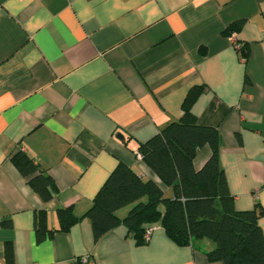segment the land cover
<instances>
[{"label": "crops", "instance_id": "crops-1", "mask_svg": "<svg viewBox=\"0 0 264 264\" xmlns=\"http://www.w3.org/2000/svg\"><path fill=\"white\" fill-rule=\"evenodd\" d=\"M193 86L235 208L258 203L264 236V0H0V264L6 241L15 264H222L208 240L177 245L159 223L144 245L122 224L95 240L84 216L119 161L171 194L135 152ZM18 150L53 178L48 201L11 163ZM209 154L200 147L194 168ZM65 207L80 219L63 231Z\"/></svg>", "mask_w": 264, "mask_h": 264}, {"label": "trees", "instance_id": "trees-1", "mask_svg": "<svg viewBox=\"0 0 264 264\" xmlns=\"http://www.w3.org/2000/svg\"><path fill=\"white\" fill-rule=\"evenodd\" d=\"M242 23L243 20L232 22L224 33L238 31ZM242 53L246 55L244 49ZM201 90L200 86L190 88L180 117L138 146L144 163L171 188V194H165L157 182L143 179L119 161L84 216L91 222L95 240L122 224L136 245H144L145 230L159 223L177 245L200 248L203 240H208L211 246L205 254L209 261L264 264V236L259 224L262 208L258 203L248 210L235 208L219 162L221 134L217 127L199 123L192 112ZM203 145L209 146L210 154L195 169L193 159ZM10 161L42 201L51 198L54 180L45 169L22 150L11 154ZM125 207H129L128 211L119 216L117 212ZM58 216L59 229L63 231L80 219L70 207L59 208ZM36 233L38 238L44 234L40 226ZM4 258L5 264H15L10 241L4 243Z\"/></svg>", "mask_w": 264, "mask_h": 264}, {"label": "built area", "instance_id": "built-area-1", "mask_svg": "<svg viewBox=\"0 0 264 264\" xmlns=\"http://www.w3.org/2000/svg\"><path fill=\"white\" fill-rule=\"evenodd\" d=\"M233 45L236 48V50L241 49V44L239 42H236L235 40H233ZM135 155L137 157L141 158V155L139 152H135ZM153 228H154V226L148 227L145 230V233L143 236L145 240H147V241L149 240ZM77 260L80 262V264H96V262L94 260H92L89 255H83L80 258H78Z\"/></svg>", "mask_w": 264, "mask_h": 264}, {"label": "rangeland", "instance_id": "rangeland-1", "mask_svg": "<svg viewBox=\"0 0 264 264\" xmlns=\"http://www.w3.org/2000/svg\"><path fill=\"white\" fill-rule=\"evenodd\" d=\"M128 209H129V207H126V208L121 209V210L119 211V214H120V215L125 214V213L128 211Z\"/></svg>", "mask_w": 264, "mask_h": 264}, {"label": "water", "instance_id": "water-1", "mask_svg": "<svg viewBox=\"0 0 264 264\" xmlns=\"http://www.w3.org/2000/svg\"><path fill=\"white\" fill-rule=\"evenodd\" d=\"M118 138H120L121 140H123V138H122V136L120 134L118 135Z\"/></svg>", "mask_w": 264, "mask_h": 264}]
</instances>
